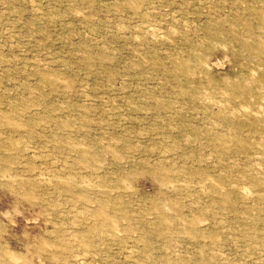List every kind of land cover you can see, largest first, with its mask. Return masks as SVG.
<instances>
[{
  "label": "rangeland",
  "instance_id": "374dc122",
  "mask_svg": "<svg viewBox=\"0 0 264 264\" xmlns=\"http://www.w3.org/2000/svg\"><path fill=\"white\" fill-rule=\"evenodd\" d=\"M0 264H264V0H0Z\"/></svg>",
  "mask_w": 264,
  "mask_h": 264
}]
</instances>
